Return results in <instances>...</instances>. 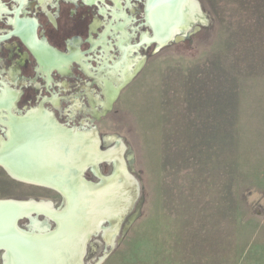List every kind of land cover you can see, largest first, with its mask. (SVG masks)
I'll return each instance as SVG.
<instances>
[{
    "label": "flooded vegetation",
    "instance_id": "flooded-vegetation-1",
    "mask_svg": "<svg viewBox=\"0 0 264 264\" xmlns=\"http://www.w3.org/2000/svg\"><path fill=\"white\" fill-rule=\"evenodd\" d=\"M183 2L192 6L190 12L185 9L190 17L197 14L194 6L197 3L201 16H196L203 22L193 24L187 33H183L176 22V26L171 27L170 31L176 32L174 37L184 36L185 39L178 42L171 39L167 42V0H0V264H5L9 256L17 264H30V260L35 264L36 261L40 264L45 260L49 264L51 258L54 261V251L49 250V242L46 247H42L38 245L41 242L34 241L36 236H40L34 226L44 227L42 233L45 236L53 234L57 223L50 214L63 203L64 196L57 189L48 187V184H55L54 181L23 173L25 169H34L37 164L36 153L40 149L44 150L46 146L49 149L52 146L53 139L49 135L54 130L63 136L90 135L94 149L98 148L101 152L117 150L125 175H128L123 177L130 189L132 190L131 179L138 184V197L130 207L128 204L127 212L121 217L117 232L112 237L113 249L107 257L123 243L125 236L142 217L146 203L145 185L135 171L136 154L128 138L121 137L116 131L119 119L128 120L129 115L124 104L129 91L123 98L122 96L125 90L142 86L146 81L144 76L151 66L158 65L168 53L173 54V46L177 47V44L182 43L190 47L194 40H201L198 38L202 33L205 37L213 33L214 18L204 3L201 0H182V9L185 8ZM8 130L12 131V135ZM45 131L48 139L39 141L38 137L40 138L41 133L44 135ZM128 134H131L129 130ZM22 144H27L23 145L25 149L20 148ZM30 145L35 151H29ZM4 150L6 153L9 150L8 156L4 154ZM10 153L13 156H9ZM3 154L7 157L2 156ZM97 163L99 177L87 168L85 176L83 175L86 180L98 183L100 176L113 174L114 164L111 160H100ZM107 166H110L111 171L106 176L104 174ZM40 189L45 192L40 194ZM54 195L59 201L56 206L52 201ZM8 200L36 204L25 206L31 207L25 211L19 207L14 213L11 212L13 215L9 213L8 216L3 204ZM140 201L142 206L139 216L130 224L128 219L135 214ZM41 206H46L47 214L39 211ZM115 223L113 225L116 227ZM108 226L111 224L107 221L100 222L99 225L103 229H108ZM112 232L113 230L111 234ZM18 233H25L33 240L22 241V235ZM98 236L101 237L103 246L109 249L102 237V231L92 235L84 244L82 264H87L86 261L91 259L94 261L93 246L98 248L95 242ZM9 242L10 245L7 244ZM12 249L15 250V256L11 254ZM37 253H40V258Z\"/></svg>",
    "mask_w": 264,
    "mask_h": 264
},
{
    "label": "crops",
    "instance_id": "crops-1",
    "mask_svg": "<svg viewBox=\"0 0 264 264\" xmlns=\"http://www.w3.org/2000/svg\"><path fill=\"white\" fill-rule=\"evenodd\" d=\"M206 2L212 17L219 21V5L214 7L213 0ZM221 7L227 9L226 5ZM222 27V33L218 27L217 38L213 34V40L232 42L229 20H224ZM212 49V54H206V66L198 65L200 70L195 72L196 78H202L198 86L194 83L196 78H190L189 73L186 74L189 81L184 78L187 91L181 96L182 106L177 112L181 124L170 136L171 142L162 132L161 113V126L155 123L158 136L152 138L146 150L155 154L154 168L160 170L164 153L175 155L168 167H173L176 174L151 180V206L143 225L144 236L154 243L156 264H239L242 256L238 152L249 149L264 152L263 54L240 45ZM251 61L260 65L249 68ZM163 72H159L160 80ZM159 83L148 78L142 89L153 91L155 101L149 104L162 109L163 85ZM192 92L194 97L187 101ZM135 93L126 97L130 118V108L137 98ZM157 120L158 116L152 119ZM178 152L191 154L195 169L209 171L192 177L181 176L180 162H173L180 160L176 157ZM217 162L222 165L217 166ZM253 194L264 217V180Z\"/></svg>",
    "mask_w": 264,
    "mask_h": 264
},
{
    "label": "rangeland",
    "instance_id": "rangeland-1",
    "mask_svg": "<svg viewBox=\"0 0 264 264\" xmlns=\"http://www.w3.org/2000/svg\"><path fill=\"white\" fill-rule=\"evenodd\" d=\"M204 3V6L210 14L213 13L210 10L209 5L206 0H201ZM219 5L218 18L217 21L213 19L214 30L211 36L205 37L202 35L199 36V42L194 40V43L189 47L182 43L173 46V54L168 53L165 59L160 63L154 64L151 66L150 71L145 74L144 79L154 80L155 84L159 83V72L160 70L162 79L161 84L163 85V101L160 102L162 109L150 106L149 101L154 100V92L148 89H142V86H136V88H130L125 90L122 98L129 93L135 91V103L130 108L131 118L128 115V120L119 119L117 133L121 137H127L130 145L136 154V169L135 171L139 173L141 181L145 185V196L146 203L144 205L143 215L139 221L134 224L131 228L123 243L117 246L113 252L100 264H156L155 263V246L154 243L147 240V237L143 233V225L146 218L148 217L150 206H151V180L155 177H171L174 176L175 169L173 167H168L169 163L172 160L173 154L164 153V163L163 169L154 168L156 162L155 154H150L146 151L149 149L151 140L155 136H158L159 128L155 127V123H160V114L163 116V130L165 135L169 138L176 131V126L179 123L178 120V109L182 106L180 103L181 96L184 95L186 90L188 77L195 79V72L200 70V66H206V54L213 52L212 48H227L228 45L242 46L250 51L262 52L263 61H264V0H213V6L216 7ZM227 6V9L222 10L221 6ZM224 20H229L230 22V33H232L233 41L224 42L223 40L215 39L213 40V34L215 37H218V27L220 31L222 30V24ZM219 22V23H218ZM221 23V25H220ZM222 33V31H221ZM211 47L209 45L212 44ZM227 44V45H226ZM169 48V49H170ZM217 50V49H215ZM175 52V53H174ZM181 52L182 55H175ZM216 53V51H215ZM259 54V53H258ZM259 57V56H258ZM166 63V64H165ZM256 63L248 62V67H258ZM252 68V69H253ZM260 69V67H259ZM264 70V65L262 67ZM189 73V76L186 75ZM197 75V74H196ZM188 76V77H187ZM186 78V79H184ZM163 80V81H162ZM202 78H196L194 83L196 87L200 83ZM189 81V79H188ZM191 83V81H190ZM160 84V83H159ZM160 84V85H161ZM195 87V88H196ZM193 91L194 88H193ZM190 93V92H189ZM193 95L188 98L187 101H190ZM191 94V93H190ZM150 97V100H149ZM122 98L120 103L122 104ZM185 98V96H184ZM133 98L131 99V102ZM130 101L127 102V104ZM120 104V106H121ZM126 106V99L124 101ZM187 104V103H186ZM186 106V105H184ZM189 108V107H187ZM190 112H195L192 110ZM158 116V122H153L152 119ZM181 117V115H180ZM130 131V135L128 134ZM186 135V134H185ZM187 136L190 137V133H187ZM187 141V137H186ZM168 145V144H167ZM217 156V154H216ZM149 157H152L151 159ZM180 160L173 162H180L178 166L181 176L192 177L194 175H199V173H204L209 170L199 171L195 169L196 163L192 165V155L178 152L176 154ZM164 165H166L164 168ZM217 166L222 165L221 163H216ZM110 166H107L105 169V174H110ZM136 173V174H137ZM240 178V200H238L239 208V222H241V245H242V256L239 264H264V217L263 210L258 201L255 200L254 192H257L261 188V181L264 180V152L254 151V150H241L238 152V171ZM179 174V173H178ZM40 194L44 193V190H39ZM43 197V196H41ZM52 201L58 204V198L56 195L52 198ZM243 227V228H242ZM98 248L93 246V262L87 260V264H92L97 262L99 258L104 256L106 252V247L103 246L101 242V237L95 238ZM95 249V250H94ZM92 256V257H93Z\"/></svg>",
    "mask_w": 264,
    "mask_h": 264
},
{
    "label": "bare ground",
    "instance_id": "bare-ground-1",
    "mask_svg": "<svg viewBox=\"0 0 264 264\" xmlns=\"http://www.w3.org/2000/svg\"><path fill=\"white\" fill-rule=\"evenodd\" d=\"M92 1V0H91ZM147 3V2H146ZM188 4V3H187ZM162 5V4H161ZM165 5V4H164ZM177 7V6H176ZM163 8V6H162ZM190 11V10H189ZM167 15V13H166ZM164 16V15H163ZM203 16V15H202ZM202 18V17H201ZM150 20V19H149ZM165 20V18H164ZM161 22V21H159ZM168 22V21H167ZM127 23V22H126ZM157 28V27H156ZM158 29V28H157ZM115 30V29H114ZM177 31V30H176ZM156 36L154 35V38ZM5 101V100H4ZM35 113V112H34ZM37 113V112H36ZM34 115V114H33ZM44 115V114H43ZM32 118V116H31ZM23 119V118H22ZM43 119V118H42ZM45 119V117H44ZM43 119V121H44ZM35 120V119H34ZM33 120V121H34ZM37 120V118H36ZM47 120V119H46ZM11 120L9 119V122ZM38 121V120H37ZM12 122V121H11ZM21 122V120H20ZM19 122V123H20ZM29 122V121H28ZM27 122V123H28ZM47 122V121H45ZM16 123V122H15ZM37 124V122H36ZM45 125L47 123H44ZM15 125V124H14ZM23 125V124H22ZM49 125V124H48ZM51 126L53 125L52 123L50 124ZM49 125V126H50ZM11 126V125H10ZM42 126V125H41ZM40 126V127H41ZM50 126V127H51ZM56 126V124H55ZM17 127V126H16ZM19 127V126H18ZM24 127V126H23ZM39 127V126H38ZM39 127V128H40ZM12 128V127H10ZM10 128H8L10 130ZM38 128V129H39ZM42 128V127H41ZM40 128V129H41ZM9 132V134L12 135V131ZM23 130V129H22ZM17 131V130H16ZM14 131V132H16ZM28 131V130H27ZM39 132V131H38ZM44 132V131H43ZM16 133H20V132H16ZM66 133V132H65ZM15 134V133H14ZM27 134V133H25ZM92 134V133H90ZM29 135V134H28ZM19 136V135H18ZM35 136V135H34ZM33 136V137H34ZM37 136V134H36ZM40 136V135H39ZM66 136V137H64ZM61 135L58 131L54 130V132L49 135V138L53 139V144L51 147H44V150L40 149L38 153H36V155L38 154V156H36L37 159V164L34 165V169L32 170L31 168L25 169L23 171L24 174L29 175V176H35L38 179L39 178H44V179H49L50 181H54V183L56 185H58L59 187H64L67 186V188H70V197H71V201H70V205L68 204L66 206V208L63 206L62 210V214L58 215V217L53 216V214H50L51 218H53L56 223L57 226L59 227V229L57 230V232L60 230V228L62 229V233H58L55 235L52 234H47L46 236L43 235V228L42 226H34V228H36L40 234V236H36V240L38 243L41 242L40 246L42 247H46L47 246V242H49V250L54 251V261L51 258L50 263L49 264H78L77 259L80 257L79 255L81 254L80 252V244L83 240V237L91 231H95L96 227H97V223L99 222V219H104L107 218L110 222H111V226L116 222V220L118 219V217L125 211V209L127 208L129 201L131 200V192L132 190L129 187L128 182L124 179L123 175L121 174V170H120V164L118 161V155L119 153L117 152V150L113 149L112 151H109L105 157L103 158H107L109 160H111L114 164L115 167V176L112 179H109L106 183H104L101 189H88L83 187L79 181L77 180V176L79 173V169L81 168V166L85 163H91L94 162L97 159H100L102 156H99L95 153V149H94V142L93 139L90 135H66L64 134ZM10 137V136H8ZM17 137V136H15ZM20 137V136H19ZM27 137V135H26ZM38 137V136H37ZM28 138V137H27ZM27 138L25 140H27ZM32 138V137H31ZM44 138V140L46 141L47 138V133L45 131V134L43 135L41 133L40 138L38 137V140L41 141ZM12 139V138H11ZM16 139V138H15ZM23 139V138H22ZM21 139L22 143L23 140ZM98 139V138H97ZM18 137H17V141H18ZM99 140V139H98ZM20 141V142H21ZM50 142V139L48 140ZM98 142V141H97ZM25 143V142H24ZM27 143V142H26ZM29 143V142H28ZM33 144L35 143V141L33 140L32 142ZM37 143V142H36ZM39 143V142H38ZM96 143V142H95ZM122 143V142H121ZM16 144V143H15ZM18 144V143H17ZM21 144V143H20ZM44 144V142H43ZM5 144H3V148ZM24 144H22L23 146ZM27 145V144H26ZM24 145V146H26ZM29 145V144H28ZM40 145V143L38 144V146ZM42 145V144H41ZM20 146V148H24V146L22 147ZM119 147V146H118ZM19 148V149H20ZM27 148V147H26ZM31 145H30V152L31 151H35L31 149ZM109 148V147H108ZM25 149V148H24ZM24 149L21 151L24 152ZM36 149V148H34ZM112 149V148H111ZM119 149V148H117ZM2 150V149H1ZM28 150V149H27ZM26 150V151H27ZM5 152L4 150V154H8ZM16 151V150H15ZM25 151V152H26ZM44 151V152H43ZM107 151V150H105ZM13 152V151H12ZM28 152V151H27ZM17 153V152H16ZM21 153V152H19ZM29 153V152H28ZM34 153V152H33ZM32 153V154H33ZM2 155L4 157H7L6 155ZM12 153H10L9 156H13L11 155ZM31 154V155H32ZM16 155V154H15ZM27 155V153H26ZM24 155V156H26ZM29 155H27L28 157ZM18 157V156H17ZM34 158V156H32ZM23 158V157H22ZM31 158V157H28ZM32 158V159H33ZM19 159V158H17ZM30 159V160H32ZM35 159V160H36ZM23 160V159H22ZM25 160V159H24ZM28 160V159H27ZM108 160V161H109ZM12 161V160H11ZM8 160V162L13 163ZM14 161V160H13ZM123 161V160H122ZM7 162V163H8ZM13 164H17L18 166L21 164H18V162L13 163ZM26 164V163H25ZM9 164H7L8 166ZM6 166V165H5ZM4 166V167H5ZM10 166H12L10 164ZM9 166V168L11 169V167ZM15 166V165H13ZM22 168V167H21ZM24 169V168H22ZM9 170V169H8ZM15 171V170H14ZM33 171V172H32ZM10 172V171H9ZM85 174V173H84ZM11 175V172H10ZM17 175V174H16ZM19 175V174H18ZM127 175V174H126ZM125 175V176H126ZM13 176V175H12ZM85 176V175H84ZM128 176V175H127ZM14 177V176H13ZM16 177V176H15ZM129 178V177H127ZM20 179V178H19ZM131 179V178H130ZM132 180V179H131ZM24 181V180H23ZM49 182V181H48ZM46 183V182H45ZM45 186V185H44ZM49 187V186H48ZM49 201V200H48ZM47 202V201H46ZM40 203V202H39ZM34 203H32L33 205ZM36 204V203H35ZM3 205V204H2ZM31 205V206H32ZM40 204H38L39 206ZM35 206V205H34ZM37 206V205H36ZM43 206V205H42ZM41 206V207H42ZM30 207V206H29ZM29 207H21L20 209L22 211H25L26 209L28 210ZM46 207V206H45ZM45 207H42L39 209V211H43V213L47 214V211H45ZM31 208V207H30ZM6 209V208H5ZM54 209V208H53ZM4 210V209H3ZM32 209H29V211ZM52 210V209H50ZM20 211V210H19ZM38 211V210H37ZM4 212V211H2ZM127 212V211H126ZM11 213V212H10ZM48 213H51L50 211H48ZM12 214V213H11ZM124 214V213H123ZM13 215V214H12ZM11 215V216H12ZM16 215V214H15ZM25 216V215H24ZM29 216V214H28ZM3 217V216H2ZM34 217V216H33ZM1 218V217H0ZM7 218V217H6ZM4 219V218H3ZM34 219V218H32ZM12 222V221H10ZM43 222V221H42ZM14 223V221H13ZM70 223L75 224L76 227V232L74 235V239L73 242L70 243L68 241V243L66 242V236L68 235L69 232V225ZM49 224V223H48ZM116 224V223H115ZM10 225V223H9ZM1 226V225H0ZM4 226V225H3ZM2 226V227H3ZM11 226V225H10ZM109 227V226H108ZM115 227V226H114ZM7 228V227H6ZM14 229V228H13ZM16 229V228H15ZM110 229L108 228L107 230H105L103 232V236L104 238L108 239V236L110 234ZM9 229H7L8 231ZM113 230V229H112ZM15 231V230H14ZM2 232V231H1ZM0 232V233H1ZM8 233V232H6ZM27 233V232H25ZM100 233V232H99ZM15 234V233H14ZM17 234V233H16ZM19 234V233H18ZM22 235V234H19ZM8 237V235H6ZM10 236V235H9ZM23 236V235H22ZM69 236H72L71 234H69ZM29 238L31 236H28ZM68 237V236H67ZM18 238V237H17ZM33 238V237H32ZM31 239V238H30ZM114 239V238H113ZM112 239V240H113ZM23 241V239H21ZM2 241V240H1ZM6 242V241H5ZM30 242V241H29ZM10 245V242L7 243ZM22 244V243H21ZM35 244V243H34ZM30 245V244H28ZM37 245V244H35ZM19 246V245H18ZM32 246V245H30ZM86 246V245H85ZM2 247V245L0 246ZM21 247V246H20ZM7 248V247H6ZM11 249V248H10ZM16 249V248H15ZM27 249V248H26ZM47 249V248H46ZM5 250V249H4ZM7 250V249H6ZM20 250V248H19ZM29 250V249H28ZM10 251V250H9ZM17 251V250H16ZM85 251V250H84ZM35 252V251H34ZM6 253V252H5ZM24 253V252H23ZM27 253V252H26ZM31 253V252H28ZM45 253V252H42ZM41 253V254H42ZM53 253V252H52ZM84 253V252H83ZM11 254H13V256H15L16 254L13 252H11ZM25 254V253H24ZM33 254V253H32ZM38 254V253H37ZM40 254V253H39ZM38 254V255H39ZM19 255V254H18ZM28 255V254H27ZM34 255V254H33ZM31 256V255H30ZM41 255H39L38 257L40 258ZM45 257V255H43ZM10 257V258H9ZM6 261L5 264H17L14 263V260H11L13 258H11V256H9ZM82 257V256H81ZM17 258V257H16ZM19 258V257H18ZM47 258V257H46ZM30 259V258H29ZM19 260V259H18ZM39 260V259H38ZM83 260V259H82ZM28 261V260H27ZM31 263L35 264L33 262V260ZM45 261V260H44ZM43 261V263L41 262L40 264H48L45 263ZM53 261V263H52ZM21 262V260H20ZM26 262V261H25ZM40 262V261H39ZM22 263V262H21ZM30 263V264H31ZM26 264V263H25ZM37 264V261H36ZM39 264V263H38Z\"/></svg>",
    "mask_w": 264,
    "mask_h": 264
},
{
    "label": "water",
    "instance_id": "water-1",
    "mask_svg": "<svg viewBox=\"0 0 264 264\" xmlns=\"http://www.w3.org/2000/svg\"><path fill=\"white\" fill-rule=\"evenodd\" d=\"M170 1V2H169ZM177 1V2H176ZM168 2V5H167V17H168V22H167V31H166V40L167 42H169L171 39H174L176 40L177 42L178 41H182L184 40V36H176L174 37L176 34V32H172L170 31L171 27H175L176 26V22H178L177 24L180 25V27L182 28V32L187 33V31L192 28V25L193 24H196L198 22H203V20L201 19H198V16H196L197 14L199 16L200 15V11L197 10V3H194V6L196 8V15L194 16H188L187 15V12L185 11V9H189L190 11H192V6L189 4H185V2H183V6L185 5V8H181V3H182V0L179 1L178 3V0H167ZM176 2V3H175ZM178 3V5H177ZM172 5V6H171ZM177 5V8H174L175 6ZM189 11V12H190ZM173 21V22H171ZM177 25V26H178ZM181 28L179 30H181ZM95 153L99 156H102L100 159H97L95 160L94 162H91V163H87V164H83L81 166V168L78 170L79 173L77 176V180L79 181V183L85 187V188H88V189H101L103 186L104 183H106L109 179H112L114 176H115V167H114V172L112 175L110 176H107V177H101L100 176V181L98 183L96 182H93V181H89V180H86L84 178V172L87 168H89L93 173L94 175H97V177H99V172H97V169H98V163L100 160L101 161H105V160H109L107 158H103L106 156V154L108 153L107 152H101L100 150H98V148L95 149ZM119 164H120V170H121V174L125 176V172H124V168L122 167V162H121V159H120V155H119ZM130 183H132L131 185V188H132V194H131V200L129 201V207L131 205V203L133 201H135L138 197V184L136 181L134 180H131ZM48 186H51L55 189H57L63 196H64V200H63V203L56 209V210H53V216L55 217H58V215H61L63 212H62V208L63 206L66 208V206L69 204L70 205V201H71V197H70V188H67V186H62V187H59L58 185L56 184H48ZM4 204V208H6L7 210V215L10 213V212H15L16 209H18L19 207H25L27 205H31L32 202L28 201V202H18V201H6L3 203ZM35 205V203H34ZM66 205V206H65ZM141 206H142V201H140L137 206H136V209H135V214H133L129 219H128V222L130 224H132L139 216V213H140V209H141ZM125 211H127V208L125 209ZM125 211L123 213H125ZM123 213L120 215V217L116 220V227H114V225H112V228H113V232L111 234V231H112V228L110 229V234L108 236V239L104 238L103 236V232L107 229H103L101 227H99L100 225V222H105L107 221L109 224H111V222L107 219V218H104V219H99L98 223H97V227H96V230L95 231H91V232H88L84 237H83V240L80 244V248H81V254L79 255L80 257L77 259V262L78 264H82V261H81V256H82V252L84 251V244L86 242L89 241V239L91 238L92 235H97L100 231H102V237L103 239L105 240L106 244L109 246V249L106 250V252L104 253V256H102L101 258H99V260L94 263V264H100L102 261H104V259L107 257V255L111 252V250L113 249V244H112V237L114 236V234L117 232V228H118V225H119V222L121 220V217L123 216ZM9 216V215H8ZM69 227V232H68V237L66 236V239H67V243L68 241L70 243L73 242V239H74V235H75V232H76V227H75V224H71L68 226ZM111 227V226H110ZM108 227V228H110ZM59 229V227L57 226L56 230L53 231V234L52 235H55V234H58L59 232L62 233V229L60 228V230L57 232V230ZM69 234H71L72 236H69ZM22 239L23 241H31L33 239H30L25 233H23V236H22ZM25 248V247H24ZM12 251H14L15 253V250L12 249ZM28 257V256H27Z\"/></svg>",
    "mask_w": 264,
    "mask_h": 264
},
{
    "label": "snow or ice",
    "instance_id": "snow-or-ice-1",
    "mask_svg": "<svg viewBox=\"0 0 264 264\" xmlns=\"http://www.w3.org/2000/svg\"><path fill=\"white\" fill-rule=\"evenodd\" d=\"M101 2H103V0H101Z\"/></svg>",
    "mask_w": 264,
    "mask_h": 264
}]
</instances>
